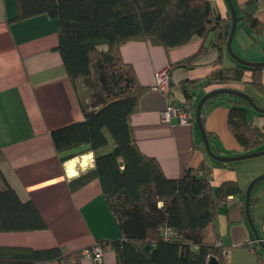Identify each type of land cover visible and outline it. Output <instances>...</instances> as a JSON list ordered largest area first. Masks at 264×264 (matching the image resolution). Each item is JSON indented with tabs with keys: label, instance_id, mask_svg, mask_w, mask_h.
Instances as JSON below:
<instances>
[{
	"label": "crops",
	"instance_id": "crops-1",
	"mask_svg": "<svg viewBox=\"0 0 264 264\" xmlns=\"http://www.w3.org/2000/svg\"><path fill=\"white\" fill-rule=\"evenodd\" d=\"M208 1L223 19L227 18L229 10L224 0ZM231 1L236 13L253 15L264 29V0H253L250 4H246V0ZM16 14V0H0V174L3 177L0 190L6 183L21 201H31L47 228L1 232L0 246L31 249L58 246L65 254H75L67 263L41 264H116L115 253L110 249L105 250L100 263L76 254L91 247L97 239H119L120 233L97 180L79 188L72 187L74 179L93 169V154L84 153L61 162V154L54 150L51 142L52 130L83 119L77 93L56 51L57 20L41 14L13 21ZM253 37L247 26L237 23L231 47L246 61L264 62V36L255 38L257 43L251 45ZM208 41L195 37L185 45L168 50L129 41L121 45L120 53L123 61L132 66L139 84L148 88L140 96L137 110L130 119L132 135L140 152L153 158L168 179H179L185 170L197 169L204 163L207 173L212 175L209 181L213 193L229 181L236 182L241 189L240 195L228 196L219 206L214 225L215 234L226 250L228 264L231 254L245 250L252 254L244 246L256 245L244 215V200L248 184L264 174V158L249 161L251 163L241 160L230 166L217 165L205 152L195 117L189 127L178 125L175 118L170 123L161 121V113L171 104L187 102L195 113L201 97L216 89V86L204 85L209 75L220 67L235 66L236 62L227 52L219 60V53L209 50L198 55L191 67H172L195 56L202 46L207 47ZM158 71L167 72L168 96L153 88ZM249 81L250 73L247 72L241 82L228 87L245 93L264 109V95L255 91ZM191 82H195L192 87L186 86L190 93L188 102L181 84ZM261 82L264 86V68ZM229 101L227 96H219L201 110L211 152L225 157L248 153L228 129ZM247 121L252 127L264 129V114L249 106ZM105 148L100 152H106ZM261 150L264 145L255 151ZM249 210L258 234H264V180L253 186ZM248 259L238 263L251 264L253 261Z\"/></svg>",
	"mask_w": 264,
	"mask_h": 264
},
{
	"label": "trees",
	"instance_id": "trees-1",
	"mask_svg": "<svg viewBox=\"0 0 264 264\" xmlns=\"http://www.w3.org/2000/svg\"><path fill=\"white\" fill-rule=\"evenodd\" d=\"M16 1L17 14L13 21L41 14L57 20L56 51L78 100L77 83L96 76L100 92L95 89L93 102L85 106L79 100L83 119L50 132L61 162L84 153L93 154V169L74 179L72 187L97 180L120 233L119 239H97L94 244L102 248L109 246L115 253L116 264H208L211 256L218 264H226V250L215 234V220L226 198L242 191L236 182L229 181L213 193L204 163L197 169L185 170L179 179H168L153 158L140 152L130 119L140 96L148 88L139 84L132 66L123 61L120 47L129 41H141L168 50L200 37L209 39L207 47L202 46L195 56L172 67H191L198 55L209 50H216L220 60L226 52L230 15L223 19L208 0ZM245 2L250 4L253 0ZM236 17L237 23L247 26L255 38L264 36V29L253 15L239 11ZM255 38L251 45L257 43ZM261 70L237 63L233 67H220L209 75L204 85L229 88L249 72V84L264 95ZM194 83L181 84L188 102L190 93L186 86L192 87ZM219 96L230 99L227 126L239 145L246 152L263 146L264 129L249 125L248 104L243 99L217 95L203 106ZM177 105L193 111L187 102ZM109 142L110 151L100 152ZM215 163L230 166V163ZM0 179L3 180L1 174ZM46 228L33 203L21 201L4 183L0 190V233ZM165 230L171 231L172 236L163 238ZM259 236L264 240V234ZM255 244L244 246L254 257L251 264H264V251ZM73 255L65 254L58 246L45 249L0 246V264L67 263Z\"/></svg>",
	"mask_w": 264,
	"mask_h": 264
},
{
	"label": "water",
	"instance_id": "water-1",
	"mask_svg": "<svg viewBox=\"0 0 264 264\" xmlns=\"http://www.w3.org/2000/svg\"><path fill=\"white\" fill-rule=\"evenodd\" d=\"M228 10H229V15H230V19H231V26H230V31H229V35L226 41V52L227 54L237 63L240 64L244 67H249V68H264V62H249L246 61L242 58H240L238 55H236L234 53V51L232 50L231 47V43L235 34V30H236V26H237V17H236V12H235V8L233 6V3L231 0H225ZM217 95H231V96H235V97H239L241 99H243L249 107H251L253 110H255L257 113L260 114H264V109L258 107L255 102L251 99V97H249L248 95H246L245 93L241 92V91H237L231 88H218V89H214L208 93H206L203 97H201V99L198 101L196 108H195V113H194V117H195V121H196V125L199 129L202 141H203V145H204V149L206 154L213 159L216 162L219 163H232L235 161H241V160H246V159H252V158H256L259 156L264 155V150L261 151H253V152H248L245 153L243 155H239V156H232V157H225V156H218L215 155L211 152L210 148H209V144H208V139H207V135L203 129V125L201 122V110L203 107V104L205 103L206 100L210 99L211 97L217 96ZM264 180V175L258 176L256 178H254L247 186L246 188V192H245V200H244V215L246 218V222L248 224V226L250 227L253 236H254V241L258 244V246L261 248V250L264 251V240L262 238H260L254 224H253V220L250 214V195H251V191L253 189V186L261 181ZM208 264H218L217 260L215 259V257L211 256L208 259Z\"/></svg>",
	"mask_w": 264,
	"mask_h": 264
},
{
	"label": "built area",
	"instance_id": "built-area-1",
	"mask_svg": "<svg viewBox=\"0 0 264 264\" xmlns=\"http://www.w3.org/2000/svg\"><path fill=\"white\" fill-rule=\"evenodd\" d=\"M154 89L158 90L165 96H168L169 92V78L165 71H158L155 74ZM175 118L178 125L191 126L194 121V113L189 110L188 107H180L178 105H168L166 109L161 113V121L164 123H170L171 119ZM208 179H211V172L207 173ZM172 236V232L165 230L163 232V238H169ZM109 249V246L102 248L100 245L94 244L91 247L81 249L79 255L84 258H89L96 263H100L103 258L105 250Z\"/></svg>",
	"mask_w": 264,
	"mask_h": 264
},
{
	"label": "rangeland",
	"instance_id": "rangeland-1",
	"mask_svg": "<svg viewBox=\"0 0 264 264\" xmlns=\"http://www.w3.org/2000/svg\"><path fill=\"white\" fill-rule=\"evenodd\" d=\"M76 88H77L79 100L82 101L83 105H85V106H89L90 103L93 102V100H94L93 92L95 91V89H97L96 90L97 93L100 92V89L98 88V84H97V80H96L95 75H93V78L90 80L78 82L76 85ZM111 147H112V143L110 142V144L106 146L105 151H110ZM263 158H264V155L259 156L257 158H252L251 160H245V162H243V163H251L249 161H255V159H263ZM237 162H239V161H235L232 163L235 164ZM231 255L232 256H231V259H229L228 264H240V263H238L239 261H242V263H243V260L248 259V257H249L248 261H251V262L254 261L253 255L248 253L247 250H245L244 252H240V253L235 252V254H231ZM248 255H250V256H248Z\"/></svg>",
	"mask_w": 264,
	"mask_h": 264
}]
</instances>
